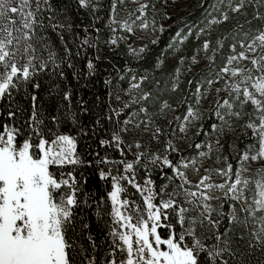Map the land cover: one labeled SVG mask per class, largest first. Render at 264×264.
I'll return each mask as SVG.
<instances>
[{"label": "snow or ice", "instance_id": "snow-or-ice-1", "mask_svg": "<svg viewBox=\"0 0 264 264\" xmlns=\"http://www.w3.org/2000/svg\"><path fill=\"white\" fill-rule=\"evenodd\" d=\"M79 4L87 8L90 0H79ZM260 6L264 5L257 4V13ZM148 7L147 3H142L137 11L143 15ZM210 7L217 10L215 4ZM227 7L239 13L246 7L245 0H239L236 6L229 3ZM116 8L114 2L111 5V24L132 33L133 27L127 20L117 21ZM54 13L51 0H0V99L6 96L10 99L14 90L19 91L21 85L29 83L38 72L47 71L49 65L53 72L60 67L63 58H58L41 35L47 28L57 30L63 27ZM255 18L264 20V15L257 14ZM228 19V13L223 12L222 20L226 22ZM209 23L218 24L221 20L213 18ZM141 27L147 28L148 24L142 22ZM111 30L113 33L118 31L117 28ZM191 34L189 31L181 38V33L177 32V42L183 44ZM124 39L123 36H113L110 43L117 45ZM84 43L89 42L85 40ZM218 44L223 47L222 43ZM239 46L241 50L237 52L236 44L232 45L233 54L228 56L227 63L216 74L217 78L203 82L207 84L206 92L201 91L203 84H200L193 93L199 105L219 79L225 76L239 78L235 83L226 81L224 87L215 88L216 107L208 112V119L215 116L219 121V124H211V131L216 133L215 151L218 155L215 162L222 163L223 167L204 165L205 159L212 158L211 142L194 145L198 150L207 149L198 152L197 167L196 157H186L172 139L166 140L162 152H146L143 150L145 145L134 139L133 144L128 145L129 149L133 146L136 149L131 161L107 157L97 161V164L123 166L121 175H112L111 171L99 173L101 179L111 177L107 199L111 202L108 214L112 219V244L102 262L83 247H78L75 239L81 188L73 172L66 173L64 168L82 163L76 152V139L68 134L52 133L50 129L45 131L35 104L30 121H25L27 127L5 123L0 130V264H230L224 258L226 254L234 255L230 250L228 233L234 224H247L249 217L258 223L259 228L254 235L264 245V29L252 35L250 42L240 41ZM209 47L207 41L202 45L206 53ZM43 51L47 52L46 58L38 54ZM65 55L70 57V51L66 49ZM245 61L247 64L243 67L233 66L234 62ZM193 63H196L195 57ZM87 67L94 71L91 61ZM145 79L141 77L137 82L136 76L132 75L125 93L130 99L123 100L116 92L115 98L122 107L110 108L106 117L113 123V128L109 139L101 140L100 144L113 146L114 142L121 157L125 156L121 147L125 144L123 134L150 133L156 143L165 135L161 127H153L154 114L141 104L152 96L141 87ZM188 83L191 85L192 81ZM35 87L39 88V84ZM177 88L178 84H174L173 91ZM133 90H136V95H133ZM221 92H227L228 98L220 99ZM32 100L35 102L36 97L33 96ZM133 105L141 106L121 121V113ZM249 106L251 112L246 111ZM166 110L175 111L164 101L158 114L166 115ZM140 113L146 119H140ZM8 115L13 117L15 114L10 111ZM174 119L179 122L181 141L187 139L192 127L196 128L195 135L204 132V112L191 103H188L182 117ZM239 121H243L241 126L245 135L251 131L252 136L247 138L251 142L245 143L242 149L235 142L229 145L236 154L234 167L229 157L223 156L222 138L233 132L234 123ZM171 123L169 121L170 126ZM119 125L122 126L117 127ZM175 132L173 129L171 135ZM174 153L176 157L171 158ZM149 166L163 173L167 180L159 192ZM137 167L146 173L142 184L136 181ZM190 168L198 177L196 183L189 178ZM116 171H120L119 167ZM214 176L221 178L222 182H215ZM121 181L135 188L142 203L124 198L127 189ZM173 181L178 183L168 192ZM241 212L245 214L243 219ZM224 220H227V225L221 231ZM208 240L212 243H206Z\"/></svg>", "mask_w": 264, "mask_h": 264}, {"label": "trees", "instance_id": "trees-1", "mask_svg": "<svg viewBox=\"0 0 264 264\" xmlns=\"http://www.w3.org/2000/svg\"><path fill=\"white\" fill-rule=\"evenodd\" d=\"M114 2L117 4L116 11H123L131 4V0H123L122 3L121 0H90V6L85 8L80 6L79 0H51L57 22L63 27L57 30L47 28L41 35L58 58H63L60 67L53 72L49 65L47 71L38 72L29 83L21 85L19 91L14 90L10 99L7 96L0 99V130L5 123L27 127L25 121H30L35 104V111L43 121L45 131L50 129L52 133L68 134L76 139V152L82 163L64 168L66 173L73 172L81 188L75 239L78 247H83L101 262L112 244V219L108 214L111 202L107 199L111 177L101 179L99 173L111 171L114 175L115 165L97 164V161L101 157L110 160L123 158L114 142L113 146L100 144L101 140L109 139L113 128V123L106 118L109 109L121 108L115 93L119 92L122 98L133 74H147L152 78L150 88L152 92L155 91L158 107L164 101L181 105L182 97L188 92L189 81H192V92L200 84H203L202 90L206 92L207 84L203 82L217 78L216 74L225 66L228 56L233 54L232 45L236 44L239 52L240 41L250 42L252 35L264 29V20L255 18L257 14L264 15V6H260L257 13V4L264 5V0H245L246 7L239 13L227 7L229 3L236 6L239 0H222V3L220 0H193L190 11H183L181 19L164 29L155 43L147 45L142 57L135 59L121 40L117 45L110 43L113 36H117L111 30V5ZM170 2L158 0L159 12L156 17L163 18L167 10H176L175 4ZM213 4L217 5L216 11L210 7ZM223 12L229 16L226 22L222 20ZM213 18L221 20V23L210 24ZM189 31L192 34L183 45L187 60L204 53L202 45L207 41L210 43L207 53L212 57V62L203 73L188 76L174 92L179 60H171V56L182 46L177 42L176 33L180 32L182 38ZM85 40L89 43L85 44ZM218 42L223 44L222 48ZM66 49L70 51V57L65 55ZM38 54L47 57L46 51ZM89 61L94 65V71L88 69ZM161 61L163 65L159 68ZM225 78L212 86L213 101L216 98L215 88L224 87ZM105 81L110 83L106 84ZM36 84H39V88L35 87ZM33 96L36 97L35 102ZM182 108L184 113L187 107ZM10 111L15 114L13 117H9ZM127 114L128 111H124L119 119L123 121ZM112 115L115 119V114ZM213 122V119L208 120V127ZM121 147L124 148L123 145ZM154 181L158 190L164 183V176L154 177ZM228 237L234 255L226 254L224 258L230 264H264L263 246L252 244L251 239L241 233H228Z\"/></svg>", "mask_w": 264, "mask_h": 264}, {"label": "rangeland", "instance_id": "rangeland-1", "mask_svg": "<svg viewBox=\"0 0 264 264\" xmlns=\"http://www.w3.org/2000/svg\"><path fill=\"white\" fill-rule=\"evenodd\" d=\"M97 1V0H96ZM157 2L158 0H136V2H133V0H131V4L129 7L125 8L123 11H116V19L119 22H123L125 20H127L133 27V32L129 33L126 32L122 29H119V25H113L111 24V26L113 28H117L118 31L116 32L117 37L119 36H123L125 37L124 40H121L122 42H124L128 49H129V53L135 58V59H139L142 57L143 53L145 52V49L147 47V45L149 43H153V40L157 41V38L159 37V35L162 33L160 31L161 28L166 29L168 28L172 23H174L177 19H181V15L183 13V11L187 10L190 11L192 5H193V0H171L172 3L175 4L176 10H167L165 16L163 18H158L156 17V14L159 12V9L157 7ZM170 2V3H171ZM142 3H147L149 5L148 9L146 10L145 14H141L140 12L137 11V9L139 8L140 4ZM154 6V7H153ZM137 17H139V19H137ZM134 22V23H133ZM142 22L147 23L148 27L147 28H143L141 27ZM185 43V40H184ZM180 46L171 56V60H175L178 59L179 60V75L177 76V80L175 82V84H178V88L180 87V85L184 84L185 79L188 76H193V75H197L199 73H203V71H206L207 69L210 68L211 66V62H212V57L208 55V53L204 52L201 54H197L194 55L193 57L196 58V63H193V57L190 58L189 60H187L186 58V53H184L185 49L183 48V45ZM140 49H143L142 52H140ZM135 50V51H134ZM181 60H183V63H181ZM247 64V62H234L233 66H245ZM162 63L160 64L159 68L162 67ZM250 67V65H248ZM136 76L137 78V82H139L141 77H146V79L144 80L143 84L141 85L143 91L145 92H150L152 94L151 98L149 101H142L141 104L143 106L148 107L149 109V113L150 114H154L152 116L153 120H154V126H159L163 129L165 135L161 137L160 142L156 143L155 141H153L151 139L150 133H146V132H140L139 135H127V134H123L124 135V140H125V144L123 145L124 150H125V156L122 159H126L128 161H131L133 159V154L136 152V149L134 148V146L129 149L128 145L133 144V140H139L141 143H143L145 145V148L143 149L144 151H163V148L165 147V142L168 139H172L173 143L179 144L181 151L183 152V154L186 157H196L197 159V167H199V156H198V152L201 150L206 151L207 149H195L194 145L196 143H205V142H211L213 144V152H212V158L211 159H205L204 161V165L205 167H223L224 165L222 163H216V157L218 155V153L215 151L216 145H215V138H216V133H213L211 131V126L208 127L207 125V121L210 120L208 119V112L210 111V109L215 108L216 105L214 103V101L211 99V93L207 94V98L206 99H202L199 103V105L196 104V98L193 95L194 92H192L190 86L188 88V92L184 94V96L182 97V101H181V105L175 106L174 104L172 105V108L175 109V111H171V110H166V115H159V109L160 106L158 107L156 104V95H155V91L152 92L150 85L152 82V78L147 75V74H133ZM132 77V76H131ZM239 78H231L230 76H226L225 78V84L226 81H230L231 83H235ZM131 83V80H130ZM225 86V85H224ZM177 88V90H178ZM154 89V88H153ZM175 90V91H177ZM174 91V92H175ZM201 91L203 92V90L201 89ZM213 91V89H212ZM137 92L136 90H133V95H136ZM219 98L223 99V98H228V93L227 92H221L219 94ZM123 100H128L130 99L129 96H127L126 94L122 97ZM185 99H187V103H185ZM188 103H191L194 107H198L201 111L204 112L205 115V119L203 121V129L204 132L201 133L200 135H195V131L196 128L192 127L190 128L189 132H188V137L187 139L181 141L179 140V137L182 135L181 133H179L178 130V123L174 118L177 116H183V114H185V112L183 113L182 107H187ZM141 105H133L132 108L130 109H124V111H128L127 117L129 115H131V112L133 111H138L139 107ZM122 107V105H121ZM123 111V112H124ZM246 111L251 112L252 109L251 107H247ZM122 112V113H123ZM139 118L140 119H146L143 115V113L139 114ZM211 119H213V121L217 124H219V121L216 120L215 116H213ZM247 119V117L245 118ZM169 121H172L171 126L169 125ZM243 123V121H239V122H235L234 123V128L235 130L233 132H230L227 134L226 137L222 138V143H223V156H228L230 162L233 163L234 167L236 165V154L233 152V150L229 147V145L233 142H235L236 146L238 148H243L245 143H250L251 141H249L247 138L252 136V132L248 131L247 135H245V129L241 126ZM129 127H131V125H129ZM175 129V135H171L172 130ZM205 133H207V135H205ZM177 154H173V156L171 158H175ZM142 163H147V161H143ZM117 167H119L120 171L117 172L116 169ZM151 172H152V176L151 178L154 180V177H160V176H164L163 173L159 172L156 168H152V166H149ZM204 169L201 168V173H203ZM123 174V166L122 165H115V174L114 175H121ZM146 173L144 172V170L140 167H137L136 169V181L138 183H143V178L145 177ZM169 175H171V173L169 172ZM188 175L189 178L193 181V183H196L198 180V177L196 176V174L191 170V168L188 170ZM215 182H222L221 178L214 176L213 177ZM122 185L127 189V192L124 194V198H128L131 200L136 201L137 203H142L141 197L138 193H136L135 188L131 187L130 185L127 184L126 181H121ZM167 183V180L164 178V183L162 184V186L164 184ZM178 183V181H173L172 184H169L167 191L171 192L173 187H175V184ZM158 188V190L156 189L157 192L160 191L161 187ZM249 196H251V193H249ZM164 198H167V196L165 195ZM225 210H227V205H225ZM244 213H240V217L241 219H243L244 217ZM260 213H257V216H259ZM227 225V220H224L223 223L221 224L220 228L221 231L225 230V226ZM259 225L256 221L252 220L251 217H249L248 219V223L247 224H234L232 225V231L230 233H241L242 235H246L248 238L251 239V243L252 244H257L260 246L261 245L260 242L256 239L254 233H256V231L258 230ZM209 235H211V232H209ZM206 243L211 244L212 241L208 240L206 241ZM262 248V247H261ZM262 257L264 258V252L262 254Z\"/></svg>", "mask_w": 264, "mask_h": 264}]
</instances>
